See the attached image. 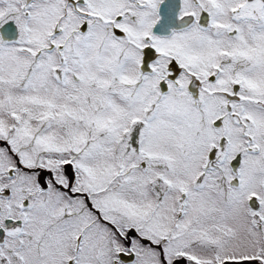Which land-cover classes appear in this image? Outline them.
Instances as JSON below:
<instances>
[{
    "label": "snow or ice",
    "instance_id": "1",
    "mask_svg": "<svg viewBox=\"0 0 264 264\" xmlns=\"http://www.w3.org/2000/svg\"><path fill=\"white\" fill-rule=\"evenodd\" d=\"M0 264H264V0H0Z\"/></svg>",
    "mask_w": 264,
    "mask_h": 264
}]
</instances>
